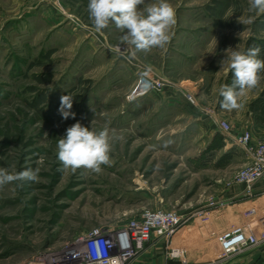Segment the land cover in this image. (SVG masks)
I'll return each instance as SVG.
<instances>
[{
	"label": "rangeland",
	"instance_id": "obj_1",
	"mask_svg": "<svg viewBox=\"0 0 264 264\" xmlns=\"http://www.w3.org/2000/svg\"><path fill=\"white\" fill-rule=\"evenodd\" d=\"M170 3L168 42L137 50L115 22L95 28L88 0H0V264L25 263L95 230L112 233L144 209L183 216L175 234L191 241L185 253L176 242L168 250L185 264L244 256H226L217 239L231 227L264 235V180L224 201V187L247 185L236 177L246 154L239 146L228 157L208 150L222 120L233 134L250 129L264 139V69L238 107L223 108L220 95L233 84L232 49L259 48L264 60V8L252 0ZM145 70L166 84L137 96ZM66 94L75 113L68 119L59 112ZM77 121L108 130L109 160L99 171L58 159V140Z\"/></svg>",
	"mask_w": 264,
	"mask_h": 264
},
{
	"label": "built area",
	"instance_id": "obj_2",
	"mask_svg": "<svg viewBox=\"0 0 264 264\" xmlns=\"http://www.w3.org/2000/svg\"><path fill=\"white\" fill-rule=\"evenodd\" d=\"M165 80L142 71L133 90L137 96L149 91H160ZM187 98L195 102L191 92ZM227 146H239L247 161L237 172V180L247 184V189L264 180V139L255 141L253 132L244 129L232 133L228 120L219 123ZM183 216L175 210L162 208L144 209L131 217L124 228L95 230L76 238L72 245L57 251H41L22 264H137L136 257L145 244L154 237L169 239L178 230ZM226 256L245 252L259 245L263 236H258L251 225H237L222 231L217 237Z\"/></svg>",
	"mask_w": 264,
	"mask_h": 264
},
{
	"label": "clouds",
	"instance_id": "obj_3",
	"mask_svg": "<svg viewBox=\"0 0 264 264\" xmlns=\"http://www.w3.org/2000/svg\"><path fill=\"white\" fill-rule=\"evenodd\" d=\"M252 7L264 8V0H252ZM88 12L97 30L105 28L110 21L126 29L123 40L137 50L163 47L169 40L171 26L176 23L175 9L170 0H88ZM259 51V48H249L246 52L236 49L230 52L228 59L234 80L231 86L220 89L223 108L238 107V97L245 89L257 85L259 72L264 69V60L258 58ZM72 104L70 95L61 97L59 112L64 119L74 117ZM110 148L107 128L97 131L77 121L67 127L63 137L58 140L57 155L65 167L84 166L99 171L100 165L109 160ZM24 175L36 178L34 172Z\"/></svg>",
	"mask_w": 264,
	"mask_h": 264
},
{
	"label": "crops",
	"instance_id": "obj_4",
	"mask_svg": "<svg viewBox=\"0 0 264 264\" xmlns=\"http://www.w3.org/2000/svg\"><path fill=\"white\" fill-rule=\"evenodd\" d=\"M252 114V113H250ZM215 135V133H214ZM214 138V136H213ZM213 138L211 139V142L213 141ZM230 146H227L226 143L223 147L219 148L220 150H223V155L228 157V154L231 151ZM224 156V157H225ZM247 189V185H236L231 188L224 187L222 196L225 198L224 201H230L233 202V199L241 196L243 198L244 191ZM247 201L241 202L242 204ZM177 234V232H176ZM176 234L173 235L170 241V245H168L169 239L166 238H160V237H154L150 241H148L144 249L138 254L136 257V263L137 264H185L184 262H188L190 260H186L182 258L181 262L177 261L176 259H173L172 255L170 254L168 248L171 247L173 249V244L176 242L178 246L179 253L186 251L185 247L189 244V240L191 241V237L188 236L187 233L183 232L180 235ZM193 240V239H192ZM253 248L247 252H244V256H241V258L237 261H233L229 264H263L264 263V247ZM199 251L196 252V254L199 255ZM193 263H186V264H199L198 261L193 260Z\"/></svg>",
	"mask_w": 264,
	"mask_h": 264
},
{
	"label": "trees",
	"instance_id": "obj_5",
	"mask_svg": "<svg viewBox=\"0 0 264 264\" xmlns=\"http://www.w3.org/2000/svg\"><path fill=\"white\" fill-rule=\"evenodd\" d=\"M215 139H217L218 142H215ZM224 144H225L224 136L221 133H215L213 141L208 146V150L219 149L223 147Z\"/></svg>",
	"mask_w": 264,
	"mask_h": 264
},
{
	"label": "bare ground",
	"instance_id": "obj_6",
	"mask_svg": "<svg viewBox=\"0 0 264 264\" xmlns=\"http://www.w3.org/2000/svg\"><path fill=\"white\" fill-rule=\"evenodd\" d=\"M250 250V249H249ZM249 250H247V251H249Z\"/></svg>",
	"mask_w": 264,
	"mask_h": 264
}]
</instances>
